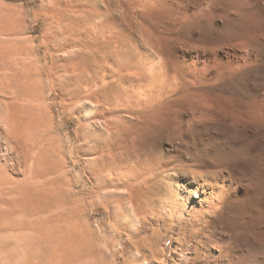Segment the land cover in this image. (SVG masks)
I'll return each instance as SVG.
<instances>
[{"label":"rangeland","instance_id":"obj_1","mask_svg":"<svg viewBox=\"0 0 264 264\" xmlns=\"http://www.w3.org/2000/svg\"><path fill=\"white\" fill-rule=\"evenodd\" d=\"M227 263L264 264V0H0V264Z\"/></svg>","mask_w":264,"mask_h":264},{"label":"bare ground","instance_id":"obj_2","mask_svg":"<svg viewBox=\"0 0 264 264\" xmlns=\"http://www.w3.org/2000/svg\"><path fill=\"white\" fill-rule=\"evenodd\" d=\"M202 137H203V136H202ZM205 137H206V136H205ZM199 138H200V137H199ZM197 139H198V138H197ZM200 139H201V138H200ZM189 141H190V140H189ZM199 141H201V140H199ZM202 141H204V139H202ZM202 141H201V144H203ZM216 141H217V139H216ZM191 142H192V141H191ZM208 142H209V141H208ZM189 143H190V142H189ZM206 143H207V141H206ZM213 143H214V142H213ZM191 144H192V143H191ZM193 144H194V143H193ZM198 144L200 145L199 142H198ZM204 144H205V143H204ZM208 144H209V143H208ZM214 144H215V143H214ZM212 145H213V144H212ZM210 146H211V144H210ZM213 146H214V145H213ZM215 146H216V145H215ZM250 146H251V145H250ZM193 147H194V146H193ZM193 147H191L192 150H194ZM251 147H252V146H251ZM214 148H215V147H214ZM205 149H206V147H205ZM185 150H186V149H185ZM190 150H191V149H190ZM198 150H199V149H198ZM212 150H213V149H212ZM195 151H197V150H195ZM208 151H209V150H208ZM192 152H193V151H192ZM204 152H206V151H204ZM215 152H216V151H215ZM185 154H186V151H185ZM193 154H194V153H193ZM212 154H214V153H212ZM188 155H189V152H188ZM204 155L207 156L206 154H204ZM217 155H218V154H217ZM205 156H204V157H205ZM208 156H209V154H208ZM212 156H213V155H212ZM214 156H215V155H214ZM193 157H194V156H193ZM204 157H203V158H204ZM195 158H196V156H195ZM211 158H212V157H211ZM219 158H220V157H219ZM192 159H193V158H192ZM192 159H191V160H192ZM197 159H198V158H197ZM206 159H207V158H206ZM209 159H210V158H209ZM221 159H223V158H221ZM199 160H200V159H199ZM203 160H204V159H203ZM194 161H195V160H194ZM200 161H202V160H200ZM207 161H208V160H207ZM211 161H212V160H211ZM233 161H234V160H233ZM156 162H157V161H156ZM195 162H196V161H195ZM202 162H203V161H202ZM218 162H221V161L218 160ZM218 162H217V163H218ZM235 162H236V160H235ZM198 163H200V162H198ZM205 163H206V162H205ZM211 163H212V165H214V164L216 163V160H215V163H214V164H213V162H211ZM217 163H216V164H217ZM224 163H225V162H224ZM228 163H229V162H228ZM194 164H195V163H194ZM208 164H210V163H208ZM202 165H203V164H202ZM212 165H211V166H212ZM217 165H218V164H217ZM223 165H224V164H223ZM229 165H230V164H229ZM229 165H228V166H229ZM200 166H201V165H200ZM215 166H216V165H215ZM219 166H220V165H219ZM209 167H210V166H209ZM212 167H213V166H212ZM183 169H184V168H183ZM213 170H214V169H213ZM215 170H217V169H215ZM219 170H220V169H219ZM219 170H218V171H219ZM187 171H188V170H187ZM218 171H217V172H218ZM204 172H205V171H204ZM205 173H207V172H205ZM205 173H204V174H205ZM208 173H209V172H208ZM208 173H207V174H208ZM211 173H212V171H211ZM213 173H215L216 175H218V174L221 173V172L216 173V172L214 171ZM213 173H212V175H213ZM226 173H227V171H226ZM202 174H203V173H202ZM207 174H206V177H209L208 175H210V174H208V175H207ZM198 175H199V174H198ZM192 176H193V174H192ZM199 176H200V175H199ZM210 176H211V175H210ZM193 177H194V176H193ZM203 177H204V176H203ZM206 177H205V180H206ZM211 177H212V176H211ZM214 177H216V176H214ZM214 177H213V178H214ZM217 177H219V175H218ZM213 178H211V179H213ZM219 178H220V177H219ZM219 178H218V179H219ZM225 178H226V177H225ZM197 179H198V178H197ZM202 179H203V178H202ZM225 180H226V179H225ZM213 181L216 182V179L213 180ZM203 182H204V180H203ZM203 182H202V183H203ZM205 183L208 184V182H206V181H205ZM209 184L212 185L213 182H212V183L209 182ZM197 185H198V189H199L200 187L205 186L204 184H201L200 182H198ZM202 185H203V186H202ZM216 185H221V184H218V182H217V184L214 183L212 186L215 187ZM206 186H207V185H206ZM221 186H222V185H221ZM216 187H217V186H216ZM223 188H224V187H220V189H219V188L217 189L219 193H217L218 196H216V197H217L216 200L218 201V204H219V205H220V203L223 202V200H225V197H224V196H225L226 194H224V193L228 192L227 190H226V192H224V189H225L226 187H225L224 189H223ZM198 189H197V190H198ZM212 190H213V188H212ZM191 192H192V190H191ZM194 193H196V191H195ZM212 194H213V193H212ZM212 196H213V195H212ZM226 196H227V195H226ZM226 201H229V200L226 199L225 202H226ZM172 204H173V202H172ZM218 204L215 203V198H213L212 200H210V201L208 202V205H209V207L211 208L210 210L215 211V212L218 211V206H219ZM234 204H235V203H234ZM171 206H172V205H171ZM173 207H174V206H173ZM175 208H177V207H175ZM181 209H182V208H181ZM175 210H176V209H175ZM180 212H182V211H180ZM195 213H196V212H195ZM198 213H199V212H198ZM204 213H205V212H204ZM173 217H174V216H173ZM193 217H194V216H193ZM234 250H235V249H234ZM227 264H228V263H227Z\"/></svg>","mask_w":264,"mask_h":264}]
</instances>
